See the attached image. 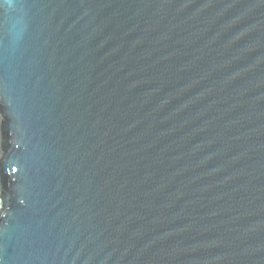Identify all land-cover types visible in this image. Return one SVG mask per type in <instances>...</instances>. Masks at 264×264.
I'll return each mask as SVG.
<instances>
[{"label": "water", "instance_id": "obj_1", "mask_svg": "<svg viewBox=\"0 0 264 264\" xmlns=\"http://www.w3.org/2000/svg\"><path fill=\"white\" fill-rule=\"evenodd\" d=\"M0 264H264V0H0Z\"/></svg>", "mask_w": 264, "mask_h": 264}]
</instances>
